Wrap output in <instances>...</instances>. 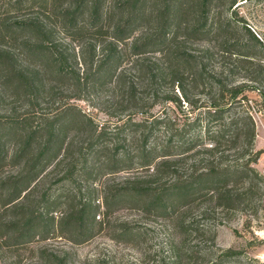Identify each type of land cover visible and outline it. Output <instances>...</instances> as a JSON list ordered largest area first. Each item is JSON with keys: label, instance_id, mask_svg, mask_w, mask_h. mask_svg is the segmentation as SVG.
<instances>
[{"label": "trees", "instance_id": "obj_1", "mask_svg": "<svg viewBox=\"0 0 264 264\" xmlns=\"http://www.w3.org/2000/svg\"><path fill=\"white\" fill-rule=\"evenodd\" d=\"M57 1L16 0L13 5L18 9L25 5L23 3H26L25 7L37 4L38 9L50 11L56 7ZM101 1L71 0L65 5H60L55 12L59 14L56 16L66 17V21L61 25L62 29L80 31L84 27L86 31L89 29L93 33H98L101 18L104 16L108 19L114 11H118V16L121 15L122 18L113 27L114 42L129 38L137 29V25L145 21L150 23V26H146L140 36L148 34V31L153 32V28H159L163 31L160 42L165 38L166 32H174L183 27H190L193 32L206 30L226 32L231 25L230 18L221 20L218 7L223 2L227 4V8L234 5L232 0H113L112 6L103 11ZM84 8L87 9L88 19L87 22L82 20V25L78 26L80 23L78 17L84 12ZM193 11H195L193 21L186 19L187 15L193 17ZM0 29H3L0 32L1 39L8 41L17 39L16 37L22 34V44L32 45L28 48L29 53L44 59L54 74L62 76L64 72L72 71L76 76L75 81L78 83L82 81L88 87H94L97 78L115 77L124 100L132 103L141 114L143 111L139 101H142V95L139 96L135 89L137 82L144 83V89L156 93L161 84L168 80L172 85H177L184 99H187L183 85V78L186 75L191 77L193 87L202 86L208 89L206 94L211 100L208 105L202 104L206 106L203 122L199 116L180 127H174L173 123L163 117L148 120L129 116L123 127L128 130L131 137L127 138L128 143L126 141L124 146L119 141L107 144L103 139L104 130L97 132L92 127L89 132L86 131L87 136L83 139L79 153L72 156L73 160L68 164L65 162V172L59 180L63 178L70 180L77 175L88 182L94 180L96 176L127 170L134 165L148 167L155 164L150 175L145 178H134L124 186L114 184L107 188L103 186L100 201L103 218L108 219L115 206L128 203L140 207L148 214L170 219L174 222L175 229L184 234L187 233V227L192 225L196 227L194 226L196 222L192 219H183L177 215L179 208L187 205L188 201L206 197L221 209L242 210L251 207L259 192V184H264L263 175L253 166L262 150H254L255 124L250 114L235 111L232 115L225 116L228 110L240 105L242 99L237 97L242 93L243 85L235 84L233 80L222 79L225 73L232 76L242 71L241 77L253 81L264 80V65L258 62L264 57V46L247 26L245 30L248 36L242 44H220L217 50L216 47H206L202 50V55L188 52L181 44H125L137 57L134 65L136 76L133 75L131 80L125 70L121 69L117 73L122 58V44H102L101 56L94 68L90 71L83 70L84 76L79 77V73L68 67L70 58L53 44L50 38L51 26L45 16L33 15L22 20L4 18L0 21ZM85 45L90 48L88 58L84 57ZM97 47L95 44L81 45V66L88 69L87 61L89 59L93 62ZM217 51L232 60L230 68L221 66L220 70L214 72L207 69L202 58L209 59ZM149 53L159 56L154 60L145 61L143 55ZM0 59L6 63L4 59ZM232 69L237 72H232ZM40 70L42 71V68L39 67L38 71L27 73L11 67L5 78H12L15 89L22 86L33 87L36 90L37 82L41 83L42 80ZM242 97L244 99V96ZM167 99L178 105L180 103L176 95ZM225 99L227 102H224ZM74 109V106L67 105L63 113L53 115L43 126H37V130L35 127L25 129L24 119H13L14 124L5 132L19 139L15 150L9 156V160L16 163L19 168L14 173L0 178L3 197L0 204L2 209L0 246L4 245L10 251L31 243L35 237L43 239L56 233L64 235L72 243H83L92 237L93 229L103 223L97 214L100 204L95 203L96 198L92 195L95 189L90 186H86L82 194L80 191V194L71 191L65 194L43 193L36 199H29L37 184L35 180L52 163L54 167L58 166L72 155L73 152L70 153L69 148L73 140H69L63 149L64 133L68 124L77 117L81 119L79 122L82 125L87 127V123L91 124L85 113L78 111V116L77 112L71 113ZM68 112L71 116H68ZM162 126L168 135L159 143L154 140L153 135L155 129ZM41 129H46V134L39 137L38 132ZM201 129L203 134L200 132ZM201 135L207 138L209 145L198 144ZM196 146L198 147L195 148ZM194 148L193 153L202 152L211 158L192 168L189 175L180 174L175 168L177 161L185 158L184 155ZM62 149L63 155L57 159ZM171 173L172 181L159 182L161 176ZM61 197L65 198L66 206L62 215L57 218L54 211ZM176 212L178 213L173 218ZM133 233L136 234V231H132L130 227L121 226L116 228L112 237L123 239ZM181 246L180 244V250ZM236 253L231 248L221 250L215 264H225Z\"/></svg>", "mask_w": 264, "mask_h": 264}, {"label": "rangeland", "instance_id": "obj_2", "mask_svg": "<svg viewBox=\"0 0 264 264\" xmlns=\"http://www.w3.org/2000/svg\"><path fill=\"white\" fill-rule=\"evenodd\" d=\"M15 1L0 0V21L4 18L22 20L33 15L45 16L51 26L50 38L53 40V44H56V48L62 54L64 53L70 58L68 67H71L75 73H79V77L84 76L83 70L90 71L91 68H94L101 56L102 44H122V58L117 73L121 69L125 70L130 80L133 75L136 76L134 65L137 57L130 52L125 44H181L188 52L202 55V50L206 47H216L217 50L220 44H242L248 36L245 30L247 26L264 46V0H232L234 5L231 8H227V4L224 2L219 5L221 20L230 18L231 25L226 32L216 33L211 30L193 32L190 27H183L174 32H166L165 38L160 42L159 40L163 37L160 35H163V31L159 28H153V32L148 31V34L140 36L145 31V27L150 26V23L146 21L137 25V29L129 38L114 42L112 39L113 27L122 18L121 15L118 16V11H114L108 19L104 16L101 18V22L98 24L100 30L98 33H93L89 29L86 31L84 27L80 31L73 29L64 31L61 25L66 21V17L56 16L59 14L55 12V9L71 2V0H58L56 7L50 11L38 9L37 4L25 7L26 3L16 9V6L13 5ZM112 2L113 0H102V10L110 8ZM84 9V12L78 17L80 22L78 26L82 25L83 21L87 22L88 12L86 8ZM194 13L195 11H193V17L192 15L185 16L186 19L193 21ZM2 30L0 29V32ZM137 36L140 37L135 40ZM16 38L8 41L0 37V58L6 61L3 63L0 59V178L14 173L19 168L16 163L9 160L19 139L17 136L5 134L8 128L14 124L13 119H24L25 129L35 127L37 130V126H43L53 115L62 112L70 104L75 107L71 113L77 112V116L78 111L85 113L91 124L87 123V127L82 125L79 122L81 121L79 117L76 118L77 121L74 120L68 124L64 133L63 149L69 140H73L69 148L70 153L73 152L72 155L58 166L54 167V163H52L35 180L37 184L29 199H36L43 193L65 194V192L71 191L82 194L85 187L90 186L95 189L92 195L96 198L95 203L100 204L97 214L103 223L100 227H95L92 237L83 243H72L64 235L56 233L43 239L35 237L31 243L20 246L15 251H10L1 245L0 264H213L212 262L215 264L218 254L227 248H231L237 253L232 255L225 264H264L263 183L259 184V192L251 207L242 210L221 209L206 197L186 202L187 205L181 206L179 213L176 212L173 218L178 213L177 215L183 219H192L196 222L194 224L196 227L193 225L187 227V233L183 234L175 229L174 222H171L170 219L152 213L148 214L140 207L131 206L128 203L115 206L109 218H103V207L100 203L103 186L105 185L106 188L112 184L124 186L134 178H145L150 175L155 166L154 163L148 167L134 165L127 170L96 176L94 180L88 182L82 176L77 175L70 180L65 178L59 180L65 172V162L67 161L68 164L73 160L72 156H77L83 139L87 136L86 131L89 132L92 127L97 132L105 131L103 139L107 144L111 145L119 141L124 146L126 141L128 143L127 138L131 137L128 130L123 127L129 116L136 119L148 118V120L163 117L173 123L174 127H180L199 116L203 122V112L206 106H202V104L208 105L211 100L206 94L208 90L206 87H193L191 77L184 76L183 85L187 96V99H184L177 85H172L168 80L161 84L156 93L144 89V83L139 84L135 81L137 82L135 89L139 96L142 95V101H139L143 111L141 114L137 112L132 103L124 100L115 77L111 79L106 76L97 78L96 85L88 87L82 81L81 83L76 82V76L72 71L71 73L64 72L62 76H59L52 72L44 59L29 53L28 48L32 45L22 44V34ZM83 44L98 46L93 62L89 59L87 61L88 69L81 66L80 51ZM83 52L85 58L90 56L88 46L83 47ZM156 56L159 55L153 53L143 55L146 58L145 61L154 60ZM202 60L207 69L213 72L220 70L221 66L230 68L232 64V60L227 55H222L218 51L213 57L202 58ZM260 60L262 61L258 62L264 65V57ZM11 67H16L27 73L38 71L39 67L42 68V71L40 70L42 84L37 82L36 90L33 87L23 88L22 86L15 89L12 78H5ZM234 71L232 69V72ZM242 74L241 71L232 76L227 73L222 76L224 80H233L235 84L243 85V91L237 97L242 99L240 105L228 110L225 116H230L235 111H245L251 115L255 124L254 150H262L253 166L262 174L264 170V80H249L241 77ZM152 94L154 95L152 96ZM174 95L179 98V105L167 99ZM224 102H227V99ZM68 116H71L70 112H68ZM45 130H39V137L46 134ZM155 130L154 140L160 143L168 133L163 126ZM195 131H198V127ZM200 132L202 133V129ZM201 136L198 144L200 146L209 145L207 138ZM35 144L33 145L35 146ZM195 148L186 153L185 158L177 161L175 168L180 174L189 175L192 168L198 167L200 163L211 158L210 155L202 152L193 153ZM63 149L57 159L63 155ZM172 175L171 173L161 176L159 182L172 181ZM2 199V190L0 189V204ZM65 204V198L61 197L54 211L57 218L64 212ZM0 210L2 209L0 208ZM121 226L130 227L132 231H136V234L133 233L123 239L113 238L116 228ZM183 237L184 239H182ZM180 244L182 245L181 250ZM176 246L178 248H175Z\"/></svg>", "mask_w": 264, "mask_h": 264}, {"label": "built area", "instance_id": "obj_3", "mask_svg": "<svg viewBox=\"0 0 264 264\" xmlns=\"http://www.w3.org/2000/svg\"><path fill=\"white\" fill-rule=\"evenodd\" d=\"M262 175H263V177H264V170L262 171Z\"/></svg>", "mask_w": 264, "mask_h": 264}]
</instances>
